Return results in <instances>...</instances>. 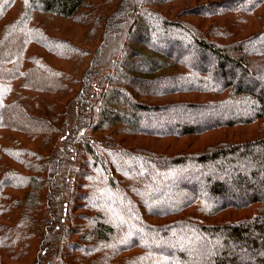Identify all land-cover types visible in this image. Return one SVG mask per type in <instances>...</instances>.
Wrapping results in <instances>:
<instances>
[{
    "label": "trees",
    "instance_id": "16d2710c",
    "mask_svg": "<svg viewBox=\"0 0 264 264\" xmlns=\"http://www.w3.org/2000/svg\"><path fill=\"white\" fill-rule=\"evenodd\" d=\"M135 1L143 2L144 0ZM16 2L17 0H0V63L4 66L3 71L5 73L10 72L8 75L0 73V80L4 82L22 81L14 89L11 85L0 82V85H7L9 89L8 93L0 100V131L11 129L10 131L13 132L10 140L15 141L13 145L15 143L17 145L16 147L12 146L10 157L15 164L17 163L23 169L19 171L8 163L0 162L4 172L3 174L0 172L2 176L0 178V264H4L3 260L7 256L13 261L15 260L16 264L26 262L32 250V244H30L32 239L40 242L38 258L34 264H133L143 260L155 261L156 258H153L152 255L153 251L146 242L123 245L118 248L119 240L115 237L116 226L103 224L101 220L104 218L98 214L95 215V219H99V223L95 219L90 218L89 220V217L81 216L86 222L80 225L76 224V216H74L73 210L76 202V190L82 186L79 178L92 179L91 176L96 175L94 177L95 185L100 190L101 188L108 189L106 191H110L116 196L118 183H121V173L118 168L119 164L112 163L110 158L118 157L120 165L124 164L125 160L138 161L130 149L116 145L115 140L118 137L197 136L211 130L250 125L253 122L264 120V95H255L252 89L239 83L220 82L217 78V72L210 74L209 71H205L204 67L196 66L192 62L191 64L183 63L180 58L171 61L172 53L166 54L164 50L162 51L157 46H151L148 43L151 48L150 51L164 60L162 65L167 67L176 63L179 67L183 65L189 72L186 73L188 75L178 73L172 80L179 81L183 76V79L190 76L197 80L198 84L192 85L186 91L191 94L206 96L202 103L185 104L183 106L185 110L180 112L181 114L185 115V111H192L199 107H206L214 111L220 110L219 108L229 103L228 101L231 100L232 96L243 99L253 95L260 107L257 105L256 111L249 114V117L244 120L234 117L223 120L221 114H218L219 118L210 120L205 125L197 124L194 128L192 126L186 129L175 126L176 129L174 130H164L167 126L160 124L163 121L172 120L170 118L174 115L165 116L167 120H164L163 114H160V107L139 101L128 90V88L133 87L132 84H135L136 81L149 82L148 79H157L155 78L156 72L162 67L160 61L157 62L152 57L146 58L145 65L139 68L136 67L131 56L126 63H123V68L113 70V63L116 58L112 53L119 41L112 38L110 31L107 32V26L116 20L117 15V18L122 16V13L127 10L126 6L132 3L131 0H125L119 6L117 0H102L103 3L100 5H105V8L103 6V9L97 7L98 12H102L101 17L97 20H93L91 14L85 15L88 8L94 9L96 7L94 0H28L26 9L21 10V14L17 16L18 19L16 17L13 21L4 24ZM99 2L97 1L96 4ZM237 2V11L257 12V15H254L256 18L251 22H245L243 28L238 32L231 28L226 32H221L222 34L226 33V35L221 34L219 36L229 40L226 43L209 40L212 35L210 31L212 27H207L206 29L209 31L202 33V27L199 25L200 29L196 26L198 35L208 38L207 40L206 38L199 39L196 35L192 37L189 34L191 32L189 29H184L179 24L166 20L165 17H158L150 11H145L141 15L144 19V27L150 29L149 22L151 20L156 21L161 26L160 30H162L163 35L173 32L175 27H178L177 31L187 33L190 38L189 41L201 50L203 56L210 57L212 54L218 63L232 59L235 54H244L238 61L234 60V65L245 76H248L254 73V69H251L253 68L252 59L249 58L251 55L249 56L250 52L247 47L264 37V18H262L264 16V0H237ZM160 3V1L148 2V5L161 6ZM216 7V10H223L218 9V5ZM107 8H113L114 12L109 13ZM261 9L263 13L258 15ZM131 12L135 14L136 9ZM208 12L211 18L216 15L221 16L214 11ZM182 15L205 17L206 13L200 14L196 10L186 9ZM42 16L46 19L57 18L64 21L84 18L82 22L86 27V40L78 46L68 38L40 39L42 30H34L36 29L34 27H39V25L28 23L36 18H42ZM154 19H160L161 22ZM227 23L226 26L229 27L233 21L229 20ZM138 24L135 21L131 25L126 38L135 35L140 38L141 32H145V29L143 27L141 30H136ZM219 27L224 29L222 26ZM103 28H106L107 33L102 34ZM255 30L257 32H254ZM30 31H32L31 34H29ZM155 34L159 36L158 38L164 37L169 40L160 32ZM10 43L12 44L11 48L14 45L19 46L15 54L8 50L5 51L7 49L5 46ZM57 43L61 49L65 48L66 50L60 52L56 46ZM148 45L146 44V46ZM93 46L95 49H92ZM33 49H44L62 61L74 63L73 70L66 71L63 68L53 66L46 57L32 53ZM258 50L262 53H255L251 57L254 56L264 62V49ZM28 51L33 54L32 57L28 55ZM86 58H91V60L86 64L88 65L87 71L81 78L78 73L79 67L85 63L84 59ZM110 60L111 63L109 64ZM261 66L264 68V63ZM257 70H260V67L255 71ZM76 73L79 75L76 76ZM140 73L147 77L137 76ZM209 76L210 82L208 83ZM122 80L126 88L117 84ZM79 85L80 88H78ZM177 89L170 91V93L181 92ZM138 93L143 96L147 92L139 91ZM163 93L165 91L162 89L160 95L158 93L152 94L162 96ZM195 102L199 101L196 100ZM237 108L240 110L242 106ZM125 109L128 112H125ZM16 112L19 114L18 116L22 114L24 118L29 120L42 119L46 131H38L36 134L26 133L20 126H14L10 114H16ZM180 116L182 115H177L179 119ZM148 121L152 124L156 122V124L151 125ZM168 131L172 133H168ZM23 133L24 135H31V138L38 136V141H45V143L40 142L41 144L54 142V148H52L54 150L51 149L50 156L46 158L45 155L37 153V150L22 146L23 143L20 142L19 135ZM55 138L61 139V143L55 141ZM74 147L77 148L76 151ZM2 149L4 150V148ZM29 156L32 160H29ZM75 161L79 165L75 170H72ZM150 162L154 167L159 164L179 163L178 166L183 165L182 167L185 166L184 168H186L182 171L185 176L190 173L191 177L195 176L208 184V188H205L207 192L205 196L196 194V189H193L191 191L193 194L191 193L189 197L185 198L184 205L172 214L176 217L185 215L195 205H199L198 210H193L184 217L176 219L171 226L172 228L170 227L173 229L174 237L168 238L167 241L174 240L173 242L184 246L177 254L180 264H264V139L255 142L249 141L244 144L228 143L211 147L202 153L179 156L172 158V160L166 157L157 158ZM218 162L225 163L233 169L232 173L236 177L232 179V186L253 192L239 199V201L226 202L225 205L216 207L211 206L209 203L214 202L210 197H223L225 193L229 192L226 185L227 180L215 181L209 175L210 172L219 171ZM108 163L113 165L111 173L108 169ZM26 171H29L31 176ZM244 172H248V174ZM68 174L73 176V181L65 177ZM131 174L126 176L133 179L134 176ZM102 176L105 177L104 180ZM138 182L140 179L132 180L133 188H135L136 183L137 186L139 185ZM11 191L20 192L22 196H13ZM192 196L194 198L191 201ZM198 200H202L201 203ZM133 207H135L133 204L127 205L128 209L132 210ZM113 210V213L119 212V218H122L124 211L128 213L126 208L122 212L118 211L119 207H115ZM206 210L207 213H205ZM224 213H228L226 217L228 215L235 216L229 219L223 217L221 222H209L207 220L209 218L215 219L216 216ZM91 222H93V227H91L92 225L89 226ZM177 226L186 228L187 231H183ZM145 227L151 231L157 230L148 225ZM11 234H14V240L11 244L16 248L15 256H13L14 253L8 254V246L3 241L9 239ZM205 235L216 237L213 238L214 241L210 242L200 238ZM198 239L204 243H201L202 246L197 248L193 244ZM138 247L143 249V255L133 254L125 258L122 263L115 262L122 254H129L130 251L133 252L132 250ZM202 249L204 250L202 251ZM70 251L73 252L69 254ZM20 255H24L23 259H19ZM166 262L169 263L170 260Z\"/></svg>",
    "mask_w": 264,
    "mask_h": 264
},
{
    "label": "rangeland",
    "instance_id": "374dc122",
    "mask_svg": "<svg viewBox=\"0 0 264 264\" xmlns=\"http://www.w3.org/2000/svg\"><path fill=\"white\" fill-rule=\"evenodd\" d=\"M27 1L28 0H17L12 12L6 18L4 24L13 21L14 18L21 14V10L26 9ZM97 1L100 2L96 4ZM123 1L125 0H117V5L119 6ZM131 1L132 3H129L126 6L127 10L122 13V16L120 18H117V15L116 20H114L113 23L107 26V32L110 31V33L112 34V38H116L119 41V44H117L116 48L113 49L114 52L112 53V55H114L116 58L113 63V70L116 71L117 69L123 68V63H126L127 59L129 60L131 56L132 61H134V63H136V67L139 68L145 65L146 58L152 57V59H154L155 61H160V65L162 67L156 72L157 75L155 76V78L157 79H148L149 82L136 81L135 84H132L133 87L128 88V90H130L132 96L138 99L139 101L151 106L160 107V114H163L164 120H167L165 116L171 117L173 115H176V118H174L173 116L172 118H170L172 120H168L166 122L163 121V123L160 124L161 126H167L164 128V130H174L177 126L186 129L192 126V128H194L195 126H197V124L205 125L210 122V120H215L216 118H219L218 114H221L223 120H227L228 118L232 117H234L235 119L244 120L249 117V114H252L256 111V108H258L259 105L257 104L256 99L252 95L250 97H244L243 99H239L232 96L231 100L228 101L229 103L226 104L224 107L219 108L220 110L214 111L212 109H207L206 107H199L195 108V110L193 109L192 111H185V115L183 113L181 114L180 112L185 110V108L183 107L185 104L202 103L204 97L206 96L191 94L190 92L186 91V89H190L189 87H191L192 85L198 84V81L191 78L190 76H186L187 78L185 79H183V76L182 79L179 81L172 80L174 79V76L178 73H180V75H188L186 73L189 72L183 65L179 67V65H176V63L167 67L162 65V62L164 60L159 56H155L152 51H150L151 48L148 43L151 44V46H157V48L162 51L164 50L166 54L172 53L173 55H171L170 57L171 61H173V59L175 58H180L183 63L191 64L192 62L196 66L204 67L205 71H209L210 74H212V72H217V78L220 82L228 81L235 84L239 83L249 89H252L255 95H264V68L261 66V64L264 62L261 59L255 58L254 56L251 57L255 53H262L258 49H264V37L257 43L247 47L250 52L249 56L251 55L249 58L252 59L251 62L253 68L251 69H254V73L252 75L245 76L243 72L239 71V69L234 65V60L238 61L244 54H235L232 59L218 63L217 59L213 58L212 54L210 55V57L207 55L203 56L201 50L189 41L190 38L187 33L183 31H180L179 33L177 31L178 27H175V30L173 32L163 35L162 30H160L161 26L158 25L156 21L153 22V20H151V22H149L150 29H147L146 27H144V19L141 13H144L145 11H150V13H154L158 17H165L166 20H169L170 22H173L175 24L177 23L184 29H189L191 32H193L191 33L189 31V34L192 37L193 35H196L199 39L206 38L207 40L208 38L206 36L201 37L202 35L200 34L198 35V32L196 31L198 28L196 26L199 27L200 25L202 27V29L199 27L202 33H207L209 30L206 28L212 27V29H210L212 35L211 37H209V40L211 39V41L226 43V41L229 40L220 38L219 36H221V32H226L229 28H231L235 32L240 31L241 28H243L245 22H251L254 18H256V16L254 15H257V12L248 13L246 11H237V0H144L143 2H136L135 0ZM158 1L161 2V6L148 5V2L155 3ZM94 3V6L96 5V7L94 9L88 8L86 10L88 12H86L85 15L91 14L92 19L97 20L102 15V12H98L97 7L102 8L103 5L101 6L100 3L103 2L102 0H94ZM217 5L219 6L218 9L223 10H216ZM40 7L42 6L40 5ZM103 8H105V5L103 6ZM135 9L136 12L134 14L131 11H135ZM186 9H193L199 12L200 14L206 13V15L205 17H199L201 15L184 16L182 15V12ZM107 10L109 13L114 12L113 8H107ZM208 11H214V13H218L221 16L216 15L217 17L212 16L213 18H211L209 17L210 15ZM262 13L263 10L261 9V11L258 12V15ZM262 18H264V16ZM83 19L80 18V20L78 19L75 21H64L57 18L46 19L42 16V18H36L34 20H31L28 24L39 25V27H34L36 28L34 30H42V37L40 39H53V37L68 38L70 41L74 42L76 45L79 46L80 43L86 40V27L83 25ZM154 20H159L161 22L160 19ZM229 20H232L233 24L228 27L226 26V24H228L227 21ZM135 21L139 23L136 27V30H141L144 27L145 32H141L142 34H140V38H138L136 35L134 37L126 38L127 32ZM210 23L212 24L211 26ZM218 26H222L224 29H222L221 27L218 28ZM254 29H256L257 31L259 30L258 28ZM105 30L106 28L102 29V34L104 32L107 33ZM256 30L254 32H257ZM31 32L32 31H30L29 34H31ZM156 32H160L162 36L169 38V40L164 37L158 38L159 36L155 34ZM222 35H226V33H223ZM11 43L13 44V41ZM11 43L5 46V48L7 47L5 51L8 50L9 52L15 54L18 51L19 46L14 45V47L11 48ZM98 43L96 44L98 45ZM146 44L148 46H146ZM56 46H58L60 52L66 50L65 48L61 49L59 47V43H57ZM92 49H95V46H93ZM32 53H36L37 55H42V57H46L49 60V63L55 67L63 68L66 71L73 70L74 63L62 61L50 55L44 49H33ZM32 53L28 51V55L30 57L33 56ZM90 60L91 58L84 59L85 63L79 67V72L77 69V72L80 74L81 78L84 77L88 67V65L86 64L89 63ZM111 60L109 64L111 63ZM180 60L178 61L180 62ZM259 67L260 70L255 71L256 69H259ZM1 68L3 69L1 70ZM3 70L4 66H2V64L0 63V73H5ZM78 73H76V76L79 75ZM8 74H10V72L5 73V75ZM137 76L145 78L147 77L142 73L138 74ZM208 78L209 81L207 82L209 83L210 76ZM119 79H121V77H119ZM0 82L2 84L11 85L14 89L16 88V85L21 84L22 81L19 80L4 82L0 80ZM117 84L121 85V87L126 88V86H124L123 84V80ZM7 85H0V100L9 91ZM115 86L117 87L116 84ZM78 88H80V85L78 86ZM162 89L167 94L163 93L162 96H159ZM174 89L180 90L181 92L170 93V91H174ZM139 91L147 92L146 94H144L146 96L140 95V93H138ZM152 93H158L159 95H154ZM196 100L199 102H195ZM239 106H242L240 110L237 108ZM125 112H128V110L125 109ZM178 114L182 115L180 116V119L177 117ZM18 115L19 114L17 112L16 114H10L11 118H13L12 120L14 121L13 123H11L14 124V126H20L21 128H23L24 132L36 134L38 131H46V127L44 126V122L42 121V119L29 120L28 118H24L22 114H20V116ZM148 123L151 125L156 124V122L152 124L149 121ZM153 127L155 128V126ZM10 130L11 129L0 131V157L2 158L0 162L3 161L6 164L8 163V165L21 171V169L23 168L19 167L17 163L15 164V162L11 160L10 157V152H12V146L16 147L17 145V143L13 145L15 141L10 140L11 135L13 133ZM170 132L168 131V133ZM176 136L170 135L166 136V138H155L154 136H134L124 138L118 137V139L115 140L116 145H118V147L124 146V148L130 149L132 155L134 156V158L138 159V161L131 162L125 160L124 164L120 165V163H118V157L110 158L112 163H117V165L119 164L118 168L121 173V183H118V192H116V196H114L110 191H106L108 189L104 190L103 188H101L100 190L95 185L96 181L94 177L96 175L91 176L92 179L79 178V182L82 186H79L76 190V202L73 210L74 216H76V224L80 225L86 222L81 218V216H87L89 217V220L90 218L94 220L95 215L98 214L100 215V217L104 218V220H101L103 224H107L112 227L116 226L117 230H115V237H117L119 240L117 246L118 248L122 247L123 245H129L133 243H148L151 247V251H153V258H156L155 261L143 260L142 262L139 261L133 264H169L172 261L174 262L170 264H180V262L178 261L177 254L180 253V250H182L181 248H183L184 246L183 244L173 242L174 240L167 241L168 238L174 237V232L173 229H171V226H173V223L176 219L184 217L185 215L191 213L193 210H198L197 207H199V205H195L194 208L192 210H189L185 215L183 214L176 217L172 214L184 205L183 202L185 198L190 196V194L192 193L191 191L193 189H196V194H203L205 196L207 194L205 188H208V184L204 183L202 180L196 178L195 176L191 177L190 173L185 176L182 171L186 170V168H184L185 166L182 167L183 165L178 166L177 164L179 163L159 164L157 165V167H154L150 161H155L157 158L164 157L172 160V158H176L179 156L202 153L205 152L206 149H209L211 147H217L228 143L244 144L249 141H259L260 139H264V120L260 122H253L250 125L247 124L244 126H236L231 129L225 128L223 130H211L207 133H203L197 136ZM37 138L38 136L31 138V135H24V133L22 135H19V139L21 140L20 142L23 143L22 146H26L28 147V149L30 148L33 150H37V153H41V155L43 154L46 156V158H48L52 150H54L52 149L54 148V142L51 141L50 143L47 142L46 144H41L40 142L45 143V141H38ZM56 140L57 142H59V144L61 143V139L55 138V141ZM2 148H4V150ZM74 150L76 151L77 148L74 147ZM29 160H32L30 156ZM73 164L75 166L72 170H75L77 165L79 164L76 161ZM217 165L219 171L210 172L209 175L215 181L219 179L222 181L227 180L228 183H226V185L228 186L229 192L225 193L223 197H210V199L214 202L209 203L211 204V206L214 205L216 207L218 205H225L226 202H236L239 201V199L244 198L246 195H250L253 192L251 190L247 191L243 188H236L232 186V179L236 177L234 176V173H232L233 169L229 168V165H226L225 163L222 164L221 162H218ZM111 167L113 168V165L111 163H108V169L110 173L113 171ZM0 172H2V174L4 173L1 166ZM28 172L29 171H26L27 174H29ZM130 173H132L131 175L134 176L132 177L133 179H129L126 176ZM38 174L40 175V173ZM71 174H68L65 177L73 181V176H71ZM245 174H248V172ZM1 177L2 176L0 175V178ZM102 178L103 180L105 179L104 176H102ZM135 178L140 179V182H138V186L136 183L135 188H133L134 184H132V180H135ZM105 185H107V182H105ZM46 193H48V191H46ZM132 193H134V195H132ZM11 194L13 196L18 197L22 196L20 195V192L11 191ZM193 198L194 196H192L191 201ZM201 201L202 200H198V202L200 203ZM132 204L135 205V207H133L132 210L128 209L127 205ZM115 207H119L118 211L120 212L124 211V208H126L128 213L124 211V215L122 216V218H119V212L113 213V209ZM207 208L211 209L210 207ZM207 212L208 211L206 210L205 213ZM226 214L228 213L216 216L215 219H207L208 217L206 219L209 222H221L223 221L222 218L226 217ZM234 216L228 215V217L226 218L229 219L231 217L233 218ZM95 221L99 223V219H95ZM144 224L148 225L151 228L153 227V229L155 228L157 230L151 231L149 228L145 227ZM89 226L93 227V222H91ZM177 227L183 229V231H187L186 228L180 226ZM86 228L88 229V226ZM13 235L14 234H11L9 239H4L3 241L5 245L8 246V254L14 253L13 256H15L16 248L13 247L11 244L14 240ZM215 237L216 236L205 235L200 238L202 240H208L212 242L214 241L213 238ZM202 240L198 239L194 241L193 246L197 248L199 246H202L201 243H204ZM30 244H32V250L30 251V255L27 258L26 262H23L25 264H34V262L38 258L40 242L35 239H32ZM142 250L143 249L141 247H138L132 250L133 252L130 251L129 254L124 253L119 258H117L115 262L122 263L125 258L130 255L132 256L133 254L143 255ZM203 250L204 249H202V251ZM72 252L73 251H70L68 253L71 254ZM23 257L24 255H20L19 259H23ZM168 260H170L169 263L166 262ZM3 262L4 264H16L15 260L13 261L9 256H7L3 260ZM105 262H107V260H105Z\"/></svg>",
    "mask_w": 264,
    "mask_h": 264
}]
</instances>
